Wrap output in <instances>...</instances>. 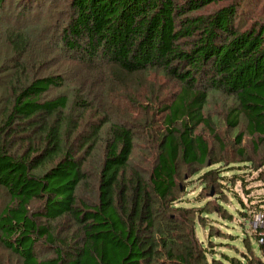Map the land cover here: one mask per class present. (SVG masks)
<instances>
[{
  "label": "trees",
  "instance_id": "1",
  "mask_svg": "<svg viewBox=\"0 0 264 264\" xmlns=\"http://www.w3.org/2000/svg\"><path fill=\"white\" fill-rule=\"evenodd\" d=\"M46 1L57 12L51 36L24 17ZM256 1H21L8 36L11 64L0 59V76L8 74L0 86V264H208L206 251L194 252L177 233L172 214L185 209L179 164L216 161L198 132L221 141L218 117L207 115L211 98L225 103L239 155L245 135L254 150L264 144V20L237 23ZM33 43L56 50V59L33 57ZM111 98L120 100L122 121L100 105ZM141 130L155 144L148 169L133 161ZM101 147L88 198L85 163Z\"/></svg>",
  "mask_w": 264,
  "mask_h": 264
},
{
  "label": "rangeland",
  "instance_id": "2",
  "mask_svg": "<svg viewBox=\"0 0 264 264\" xmlns=\"http://www.w3.org/2000/svg\"><path fill=\"white\" fill-rule=\"evenodd\" d=\"M21 1L23 0H6L1 13L0 59L3 62L7 61L9 65L12 50L8 36L14 33V20L22 9ZM60 1L62 5L64 0ZM45 3L40 11L24 17L26 23L36 24V31L45 30L46 34L51 36L54 33L57 12H54V8L49 6L47 1ZM225 3L220 1L211 4L206 7L205 12L216 10ZM15 11L17 12L14 13ZM62 13L64 15L66 12ZM239 17L237 23L244 25L250 24L251 18L264 20V0L246 4L239 12ZM33 48V57H36L38 52H42L45 53L44 55H49V59H56V50L49 48L50 52H48L45 46L39 47L34 43ZM65 67L67 68V63L58 65V69L63 70ZM7 75L0 76V86H5ZM155 76L151 75L148 81H153ZM158 79L163 81L161 76H158ZM63 89H55L53 93L60 94ZM167 89L168 87L164 86L162 90L169 93ZM141 92L147 94L149 88L144 86ZM119 101L111 98L100 102L113 121H122ZM224 105L222 98H211L207 112L211 119L218 117L214 125L218 129L217 133L221 141L211 135L208 129L203 127L198 129V132L208 140L211 158H215L216 161L208 162L205 166H186L180 162L181 177L177 179V193L182 200L178 204L185 209H176L172 215L177 224L178 222L182 224L181 229L177 231L181 241L190 243L194 252L196 247L198 250L202 247L206 251L205 258L208 264H242L240 260L247 264H264V242L259 240L260 232H264V144H261L258 150H254L252 138L245 135L243 146L246 152L243 156L239 155L238 148L234 144V135L237 130L230 131L224 125V114H221ZM129 113L133 115L129 114L131 119L128 118L129 120L126 119V121L134 125L133 119L137 114L132 111ZM143 115L141 112V117ZM92 116L93 113L88 111L86 119L90 120ZM161 123L162 117L159 116L153 124L158 128ZM156 127L154 128L157 129ZM139 133L133 161L137 166L148 169L153 163L155 144L153 138L149 137L151 135L148 136L144 130ZM101 158L102 147L99 155L93 156L85 163V171L89 174L90 180V186L84 187L81 191L85 197L90 198L96 195ZM212 168L215 170L212 171ZM209 171L213 173L210 176ZM257 213L263 214L262 220L261 218L256 220ZM163 219H165L164 216ZM65 228L68 226H63L61 231H66ZM200 240L201 243H199ZM6 262V264H12L9 261ZM169 264H175V262Z\"/></svg>",
  "mask_w": 264,
  "mask_h": 264
},
{
  "label": "built area",
  "instance_id": "3",
  "mask_svg": "<svg viewBox=\"0 0 264 264\" xmlns=\"http://www.w3.org/2000/svg\"><path fill=\"white\" fill-rule=\"evenodd\" d=\"M262 217H263V214H259V213H257V215H256V220L258 221V219H260V218H261V220H262ZM259 240H260L261 242H264V232H260V238H259Z\"/></svg>",
  "mask_w": 264,
  "mask_h": 264
},
{
  "label": "water",
  "instance_id": "4",
  "mask_svg": "<svg viewBox=\"0 0 264 264\" xmlns=\"http://www.w3.org/2000/svg\"><path fill=\"white\" fill-rule=\"evenodd\" d=\"M212 194H213V192H212Z\"/></svg>",
  "mask_w": 264,
  "mask_h": 264
}]
</instances>
